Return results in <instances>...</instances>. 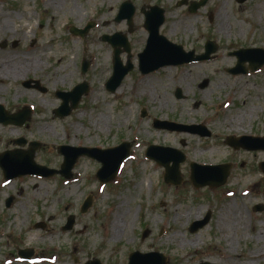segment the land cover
<instances>
[{"label":"rangeland","instance_id":"obj_1","mask_svg":"<svg viewBox=\"0 0 264 264\" xmlns=\"http://www.w3.org/2000/svg\"><path fill=\"white\" fill-rule=\"evenodd\" d=\"M182 1H204L205 6L190 14L188 7L177 6ZM259 1L264 6V0H247L244 5L237 0H0V59L19 57L20 66L38 55L43 58L36 74L16 84L0 81V105L10 114L28 110L31 115L20 127L0 124V154L38 143L36 163L59 170L60 146L106 149L123 141L132 145L118 176L106 185L96 179L100 164L89 158L77 161L69 180L60 175H28L6 181L0 169V264H86L95 259L101 264H128L136 252L161 254L168 264H264V175L259 169L264 151L243 148L256 146V138L264 135V68L248 76L228 73L236 62L229 52H239L241 45L264 49V10L261 27L246 19ZM125 2L136 8L132 32L127 34L135 68L110 93L106 83L112 74L113 49L101 38L127 33L125 21L115 22ZM146 6L165 10L160 34L168 41L186 52L203 51L205 43L212 41L218 48L215 58L141 75L136 59L148 38L141 13ZM222 7L228 11L226 33L216 19ZM90 25L83 38L70 32L72 27L84 30ZM45 47L51 57L41 53ZM127 60L123 54V63ZM87 61L89 67L82 73V63ZM60 67L70 75L56 81ZM86 82L88 92L78 107L67 117L56 116L64 103L57 94L77 98V87ZM16 89L24 95L14 99ZM177 90L181 99L176 98ZM67 106H72L69 100ZM99 117L105 119L102 125L96 124ZM155 120L174 122L179 129H156ZM182 126H202L209 136L187 133ZM233 135L238 138L232 140L239 146L236 151L226 145ZM21 139L26 144L18 147L15 142ZM152 145L174 148L185 156L180 165L183 184H165L164 168L146 157ZM225 162L234 169L222 187L195 189L189 182L190 163ZM142 182V190H135ZM89 195L92 206L81 213ZM119 206L125 215L117 218L123 231L109 241ZM233 207L237 217L242 216L235 223L243 226L246 236L230 235L228 243L222 241L224 234L217 225L225 229L227 215L223 217L228 211L233 214ZM69 216H74V225L64 231ZM206 216L207 223L191 233L192 224ZM37 224H44V229ZM177 234L187 242L198 241V246L179 248ZM28 249L34 251L32 257L19 258L18 250ZM259 250L262 255L251 260V251ZM148 262L160 264L153 258L142 259L141 264Z\"/></svg>","mask_w":264,"mask_h":264},{"label":"water","instance_id":"obj_2","mask_svg":"<svg viewBox=\"0 0 264 264\" xmlns=\"http://www.w3.org/2000/svg\"><path fill=\"white\" fill-rule=\"evenodd\" d=\"M205 2L200 4H193V7L190 8L191 12H195L198 8L203 6ZM150 12L144 14L146 16V21L144 27L149 32V39L147 46L142 54L139 55L140 58V71L143 74H149L153 71H156L160 68L171 66V65H180L184 63L198 62L208 60L209 55L215 51V48H208L211 46V43H208L207 53L204 56L194 57V52L186 53L182 47L175 46L170 43L165 37L160 35L159 29L160 26L164 23V10L158 7H149ZM135 14V8L130 2H125L120 6L118 16L116 18L117 22L126 20L129 27H132L133 16ZM92 25L87 26L85 30H78L72 28L71 31L73 34H79L84 36ZM131 31V29H129ZM102 41L109 43L114 48V57H113V75L108 80L106 84V89L114 93L122 84L124 78L128 75L130 71L133 70V65L128 61L127 65H123L120 60V54L123 52H130V45L127 41L125 35L120 33L115 34L114 36L108 37L104 36ZM123 48V50H121ZM241 54L239 55V65H242ZM252 64V63H251ZM88 62L83 63V73L88 69ZM260 64L256 63L255 67L252 68V72L257 71L260 68ZM245 73L240 68H235L233 74ZM79 93L77 98L74 96H69L67 94H58L59 97L64 101L60 110L55 112V115L58 117H67L70 115L72 110L78 107L80 99L83 94L88 92V85L84 84L83 87H77ZM81 90V91H80ZM176 97L181 99L182 94L180 90H177ZM72 103V107L68 108V100ZM145 116V113L142 114ZM30 119V112H22L19 115H11L5 112L0 107V122L4 124H16L21 125L23 122ZM154 127L158 129L169 128V129H179V125H173L166 122L155 121ZM180 129L191 131V133H197L204 135L202 130H205L204 127H186L182 126ZM250 141L253 139L249 138ZM258 143L256 146L247 147L248 150H264V138L257 139L255 141ZM230 146L236 148L239 147L236 143L227 142ZM21 143L19 142V145ZM40 147L38 143H32L30 145V150L28 151H16V152H6L0 154V168L4 172L6 180H13L17 177H22L26 175H34L41 177H52L54 175H61L66 179L71 178L72 170L76 161L81 157H89L94 159L102 164L101 169L97 173V179L102 183L106 184L114 180L116 177L120 166L122 163L129 158L130 144L122 143L120 146L108 150H98V149H89V148H74L69 146L59 147V153L64 157V162L61 165L59 171L51 170L46 167L36 164L34 161V156L36 150ZM147 157L154 160L158 165L164 166L166 171L164 175V180L168 184L179 185L182 183V178L179 171L180 163L184 162L185 158L178 151L170 148H162L151 146L148 148ZM173 162V167H168L169 162ZM192 176L190 182L194 185L195 188H203L209 186L211 188L218 187L226 182L229 176L230 166H200L197 164L192 165ZM262 172L264 173V163L260 165ZM11 200L7 203L9 205ZM92 204V196H89L81 209V212H86ZM209 216L202 222H196L191 227V232L194 233L202 228L208 221ZM74 225V216L68 218L67 224L64 226L63 230L69 231ZM37 228H44V224H37ZM148 232L143 234V238L146 237ZM33 250L19 251V256L27 259L33 255ZM156 259L160 264H168L167 259L161 254H148L143 255L138 252L132 253L129 257V264H141L142 259ZM152 262V261H149ZM148 262V264H149ZM87 264H101L98 260L89 261ZM208 264V263H206Z\"/></svg>","mask_w":264,"mask_h":264},{"label":"bare ground","instance_id":"obj_3","mask_svg":"<svg viewBox=\"0 0 264 264\" xmlns=\"http://www.w3.org/2000/svg\"><path fill=\"white\" fill-rule=\"evenodd\" d=\"M263 10H264V6L262 5V2L259 1L256 4V6H255V9H254L252 15L250 17H247L246 19L253 26L261 27ZM227 13H228V11L226 12V9L224 7H222V8L219 9V11L217 12V16H216L217 21L219 22L220 26L222 27V32H224V33H226L227 29L229 28L228 27V23L224 22L225 21V16L224 15H226ZM237 28L240 31H242V27H237ZM176 30H177V27L175 26L173 31H176ZM249 30L250 29H248V31ZM47 52H49V49L47 47H45L41 51V53H45L43 56L51 57V55H47L46 54ZM35 53H32V54H35ZM36 57L37 58H33L31 61H29V59L24 61L20 66H19V62H21V61L19 60V57H16V56H14V57H2L0 59V81L1 82H12V83L16 84L19 81L23 80L27 75L36 74L38 71H40V69L42 67V66H40V64H41V60L43 59L39 55L36 56ZM39 62H40V64H39ZM55 72H54L55 75L57 73H59L58 77L56 78V81L61 80L62 77H68V75H70L66 67L65 68L64 67H60V68H58V71L56 70ZM61 73H62V76H60ZM2 93H3L2 90H0V95ZM22 95H24V94L19 92L18 89H16L14 91V99L19 98ZM25 95H27V94H25ZM104 120H105L104 118H100L99 117V119L97 120L96 124L97 125L98 124L102 125V121H104ZM40 125H41V123H40ZM143 186H144V183L142 182L139 185H136L134 189L140 191V190H142ZM118 210H119V212L115 214L116 219H114V221H113V223H112V225L110 227L109 241H115L117 239V237L120 236L122 231H123L122 229H123L124 226L122 224V221L121 220L119 221V219H117V218H118L119 215H121V218H124L125 215H124V213H121L120 206H119ZM232 211H233V214L230 211H228L225 214V216L223 217V219H225V217L227 215L226 219L228 220V224L225 225V229H223V226H220V225H223V224L219 223L217 225L218 229H222L221 232L224 234V239L222 241H227L228 240V243H231L230 242L231 240H229V239L232 236H236V235L241 234L244 237V239H245V236H246V235H244L243 226L240 223H235L236 221L237 222H241L242 221V216L239 217V218L237 217L238 215L235 213L237 211L236 207H233ZM176 219H179V217L177 216ZM230 235H232V236L230 237ZM174 239L177 242L179 248H184L185 246H190L192 248H195L199 244L198 241L187 242L185 239H183L180 236V234L179 235L178 234L175 235ZM260 242H262V241L259 240L257 242V244L260 245ZM263 250H264V245H263ZM263 250H259L258 252L251 251V253L249 254V258L251 260L258 259L262 255Z\"/></svg>","mask_w":264,"mask_h":264},{"label":"flooded vegetation","instance_id":"obj_4","mask_svg":"<svg viewBox=\"0 0 264 264\" xmlns=\"http://www.w3.org/2000/svg\"><path fill=\"white\" fill-rule=\"evenodd\" d=\"M183 3L182 4H187L186 5V7H188V12H189V9H190V7L192 8L193 7V4H188L186 1H182ZM247 2V0H237V3L238 4H240V5H244V3H246ZM178 6V5H177ZM141 13H142V11H141ZM146 16L144 15V18H145ZM164 24H165V22H164ZM163 24V25H164ZM208 42V41H207ZM206 42V43H207ZM206 43H205V45H206ZM236 45H238V44H236ZM232 46H234V45H231V46H229V47H232ZM235 47H237V46H235ZM241 48H239L240 50H239V52H229V56H231V57H234L235 56V59H236V62H235V64H234V66L231 68V69H235V68H240L241 70H243L245 73L244 74H240V75H251V74H255V73H257V72H259L260 70H262L263 68H264V49L263 48H258L257 46H255V45H246V46H244V45H241L240 46ZM237 49H238V47H237ZM204 51H205V47L203 48V51H200V52H195V53H197L198 55H200V54H203L204 53ZM217 53V52H216ZM215 53V54H216ZM139 54L140 53H138L137 54V59H136V61H137V64H139L140 62H139V59H138V56H139ZM215 54L212 56V59H214L215 58ZM241 54V60L243 61L242 62V65H239V55ZM127 56H128V60L125 62V63H127L128 61H130L131 62V58H132V53L129 55V54H126ZM123 56V55H122ZM122 56H121V59H122ZM134 58V57H133ZM212 59H210V60H212ZM209 60V61H210ZM123 62V61H122ZM205 62H208V61H205ZM197 63H203V62H197ZM197 63H194V64H197ZM252 63V64H251ZM256 63H258V64H260V68L256 71V72H251L252 71V68H254L255 67V64ZM232 75H234V74H232ZM13 112H15V111H13ZM24 125V124H23ZM23 125H21V126H23ZM20 127V126H19ZM256 136H257V134L255 135V137L254 138H256ZM246 137H248V136H246ZM262 137H264V135L263 136H261V138ZM228 138H230L229 140H233V141H235V139H238V138H236L234 135L233 136H231V137H228ZM227 138V139H228ZM243 139H245L244 138V136L242 137ZM253 138V137H252ZM226 139V140H227ZM248 139H246V141H247ZM245 150H248V149H246L247 147H243ZM234 149V148H233ZM235 151H236V149H234ZM248 151H250V150H248ZM251 151H256V150H251ZM262 151H264V150H262ZM225 164L226 165H228V166H230V175H231V171L234 169L233 168V164H231V163H228V162H225ZM259 169H260V164H259ZM261 170V169H260ZM233 174V173H232ZM229 175V176H230ZM184 180V179H183ZM228 181V180H227ZM183 183H184V181H183ZM227 183V182H226ZM225 183V184H226ZM222 187V186H221Z\"/></svg>","mask_w":264,"mask_h":264}]
</instances>
